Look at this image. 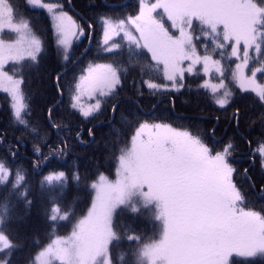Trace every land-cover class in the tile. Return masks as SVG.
Segmentation results:
<instances>
[{
  "label": "snow or ice",
  "instance_id": "obj_1",
  "mask_svg": "<svg viewBox=\"0 0 264 264\" xmlns=\"http://www.w3.org/2000/svg\"><path fill=\"white\" fill-rule=\"evenodd\" d=\"M26 6L50 14L65 61L73 38H88L87 29H95L94 24H78L58 2L26 0ZM99 20L102 51L122 52V43L113 37L123 33L129 64L139 69V86L153 94L161 89L180 91L185 87V74L198 72L200 65L205 77L215 72L219 79H204L198 87L210 91L214 103L225 109L236 93L228 83L224 60L234 57L240 61L231 71L232 81L241 93L251 94V107L257 114L249 117L248 109L237 106L229 121L234 122L235 133L246 119L249 127L261 129L255 148L248 140L250 166L242 171L248 191L257 193L264 204V83L257 81V73L264 74V0H138L134 14L122 18L105 14ZM42 51L41 39L13 0H0V92L7 94L12 124L33 135L31 168L42 175L40 186L49 194L51 205L50 212L45 210L51 229L47 242L38 241L24 264H264V206L256 209L248 204L237 180L241 171L237 146L231 137L217 140L215 127L207 135L137 118L130 140L113 142L109 159L115 161V179L105 175L99 165L83 175L79 167L70 177L64 170L43 174L53 160L70 154L71 140L85 143L82 128L73 136L71 116L78 114L88 122L96 119L106 100L118 94L128 67L110 60L81 70L68 87V119L55 115L65 91L61 74L56 73L54 88L60 100L47 109V124L41 130L26 119L29 104L24 68L38 65ZM253 52L255 66H250ZM84 97L90 102L85 104ZM116 110L117 105H112L111 119ZM87 131L94 139V129ZM53 132L58 142L46 154L43 148L49 145ZM23 142L22 135L17 148ZM7 151L12 158L0 159V195L4 200L0 264H14L13 256L23 247L9 234V205L13 198L26 208L33 204L28 198L27 170L14 163L18 151L11 144ZM69 178L77 199L81 193L90 197V204L85 201L86 211L78 213L76 202L65 200ZM121 213L132 218L147 215L158 231L145 237L132 228L118 230L115 217ZM68 225L71 229L66 235L58 234ZM125 242L127 252L117 251Z\"/></svg>",
  "mask_w": 264,
  "mask_h": 264
},
{
  "label": "trees",
  "instance_id": "obj_2",
  "mask_svg": "<svg viewBox=\"0 0 264 264\" xmlns=\"http://www.w3.org/2000/svg\"><path fill=\"white\" fill-rule=\"evenodd\" d=\"M57 2L62 4L64 10L81 26L95 25V29H87L90 33L88 38L81 36L73 41L67 61L63 59L62 51L57 45V37L49 15L42 9L26 6V0H13L20 15L30 23L31 30L41 39L43 45L39 64L27 65L24 68L25 92L29 104V115L26 119L30 121L31 126L43 130L48 119L47 109L60 100V95L54 88L56 73L61 74L60 82L64 85L65 91L62 103L56 108L55 115L65 119L69 118L68 113L71 111L68 108V87L74 78L79 77L81 70L86 69L89 64L115 60L122 66L128 67V74L118 94L106 100L103 110L96 119L88 122L82 121L78 114L71 116L73 136L75 130L82 128L81 134L85 143L80 144L74 139L71 140L72 151L70 154L67 157L53 160L43 169V174L46 175L55 169L66 171L70 177L75 168L79 167L81 175H83L86 171H95L99 165L105 175L114 178L115 161L109 159L113 142L116 139H119L121 144L129 141L135 130L137 118L152 122H165L175 127H188L207 135H211L212 129L215 127L217 140H227L231 137L237 146L235 155L240 161L238 167L241 169L237 180L247 194L248 204L255 206L256 209L264 206L257 193L248 191V181L244 179L242 171L244 167L250 166L248 140L252 141V147L255 148L259 142L261 129L258 125L249 127L250 121L246 119L241 124L240 132L235 133L234 122L230 123L229 121V117L237 106L241 110L248 109L249 117H255L257 114V110L251 107V94L241 93L231 79V71L235 63L232 57L224 60L225 68L228 70V83L236 93L231 98L230 107L220 109L214 103L211 92L198 87L204 79L218 81L216 76L212 75L207 78L197 73L186 74L185 87L180 91L161 89L153 94L146 86L140 88L139 69L129 64L127 42L121 36L115 40L122 43V52L116 50L112 54H107L102 51L104 45L100 15L106 14L112 18H122L134 14L138 0H56ZM199 52L204 53L202 45L199 46ZM252 56L253 61L250 66H255L256 54L253 52ZM216 58L219 59V56ZM259 79L263 81L264 74L259 75ZM161 82L168 83L162 80ZM112 105H117L114 119H111ZM122 117H126L127 120H122ZM88 128L94 129V139L89 137ZM22 135L24 142L17 148L16 142ZM242 136L247 138L241 139ZM0 141H2L0 143V159L5 156H8L9 159L12 158L11 153L7 151L9 144L12 145L13 150L18 151L14 163L17 167L27 170L28 198L33 200L30 208L16 202L14 198L12 204L9 205L11 217L9 234L13 239H18L23 246L15 253L13 261L14 264H24L33 246L38 241L46 243L47 236L51 232V229L47 227L48 221L45 219V210L51 211L50 196L41 189L42 175L31 168V161L35 158L33 135L12 124L9 100L7 94L3 92H0ZM57 142V136L53 132L49 137V145L44 146L43 151L47 154L50 147L55 146ZM255 174L254 171L253 175ZM65 200L75 201L78 213L81 210L86 211L85 201L90 204V197L83 193L77 199V190L70 178L65 190ZM3 204L4 200L0 195V214L3 213ZM115 219L118 230L132 228L136 233L145 237H150L158 231V228H153L154 222H150L147 215L132 218L130 214L121 213ZM70 229L71 226L68 225L66 228L59 229L58 234L66 235ZM117 251L127 252V242Z\"/></svg>",
  "mask_w": 264,
  "mask_h": 264
},
{
  "label": "rangeland",
  "instance_id": "obj_3",
  "mask_svg": "<svg viewBox=\"0 0 264 264\" xmlns=\"http://www.w3.org/2000/svg\"><path fill=\"white\" fill-rule=\"evenodd\" d=\"M49 2L56 3V0H49ZM38 9H39V8H38ZM42 10H44V9H42ZM44 11H45V10H44ZM158 11H161V10H158ZM45 12L49 15V17H50V19H51L50 14H49L47 11H45ZM69 15H70V14H69ZM70 16H71V15H70ZM71 17H72V16H71ZM72 18H73V17H72ZM73 19H74V18H73ZM165 20H166V17H165ZM51 22H52V19H51ZM52 26H53V22H52ZM169 27H170V24H169ZM53 29H54V28H53ZM133 31H134V29H133ZM54 32H55V31H54ZM177 34H178V33H177ZM120 36L123 37V33H121ZM117 37H119V36H114L113 39L115 40ZM75 39H76V38H73V41H74ZM73 41H72V43H73ZM57 45H58V43H57ZM58 47H59V49L63 52L62 47L59 46V45H58ZM229 53H230V49H229ZM254 54H255V53H254ZM241 55H242V54H241ZM232 58H233L234 61H235L234 66H233V69H232V71H234V70H235V64H236V63H239L240 61H236L234 57H232ZM197 69H199V71L196 72V73L199 74V75L204 76V74H203V70H202V66L197 65ZM186 74H187V73H186ZM186 74H185V75H186ZM247 74L250 75V72H247ZM188 75H189V74H188ZM210 75H212L213 77L216 76V78L219 79L218 74H216L215 72L210 73ZM210 75H209V76H210ZM259 75H261V73H257V81H258V83H264V80L261 81V80L259 79ZM209 76H208L207 78H209ZM231 79H232V77H231ZM211 82H216V81H212V80H211ZM234 84H235V83H234ZM235 86H236V85H235ZM89 102H90V101H88L87 97H84V103L87 104V103H89ZM111 179H115V176H114V178H111Z\"/></svg>",
  "mask_w": 264,
  "mask_h": 264
}]
</instances>
